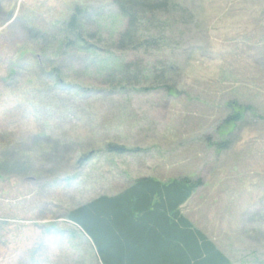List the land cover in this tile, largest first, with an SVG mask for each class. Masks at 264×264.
Returning a JSON list of instances; mask_svg holds the SVG:
<instances>
[{
  "label": "rangeland",
  "instance_id": "obj_1",
  "mask_svg": "<svg viewBox=\"0 0 264 264\" xmlns=\"http://www.w3.org/2000/svg\"><path fill=\"white\" fill-rule=\"evenodd\" d=\"M180 2L167 95L110 88L109 57L60 49L78 6L117 33L111 0H0V264H100L67 213L147 176L200 180L182 214L230 264H264V0Z\"/></svg>",
  "mask_w": 264,
  "mask_h": 264
},
{
  "label": "trees",
  "instance_id": "obj_2",
  "mask_svg": "<svg viewBox=\"0 0 264 264\" xmlns=\"http://www.w3.org/2000/svg\"><path fill=\"white\" fill-rule=\"evenodd\" d=\"M180 1L111 0L124 26L108 34L99 27L87 29L84 9L75 7L62 23L60 49L109 57L113 63L105 59L111 64L104 65L102 75L110 88L177 94L180 69L172 58L160 55L183 34L179 28L193 21ZM241 109L226 122L240 119ZM107 149L118 154L133 151L114 144ZM200 185V180L186 176L166 181L141 177L116 194L98 196L70 210L66 219L90 240L100 264H230L181 212Z\"/></svg>",
  "mask_w": 264,
  "mask_h": 264
}]
</instances>
